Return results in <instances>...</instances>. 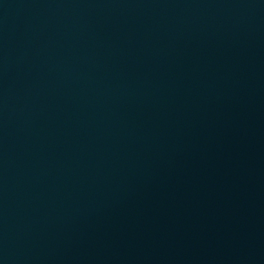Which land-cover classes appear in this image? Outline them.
<instances>
[{"label":"water","instance_id":"water-1","mask_svg":"<svg viewBox=\"0 0 264 264\" xmlns=\"http://www.w3.org/2000/svg\"><path fill=\"white\" fill-rule=\"evenodd\" d=\"M0 264H264V0H0Z\"/></svg>","mask_w":264,"mask_h":264}]
</instances>
